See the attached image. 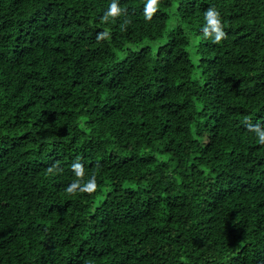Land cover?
Masks as SVG:
<instances>
[{
	"label": "trees",
	"instance_id": "1",
	"mask_svg": "<svg viewBox=\"0 0 264 264\" xmlns=\"http://www.w3.org/2000/svg\"><path fill=\"white\" fill-rule=\"evenodd\" d=\"M147 3L0 0V264H264V0Z\"/></svg>",
	"mask_w": 264,
	"mask_h": 264
},
{
	"label": "clouds",
	"instance_id": "2",
	"mask_svg": "<svg viewBox=\"0 0 264 264\" xmlns=\"http://www.w3.org/2000/svg\"><path fill=\"white\" fill-rule=\"evenodd\" d=\"M159 4V0H148L147 8L148 11H146V19L150 20L152 18V15L157 10V6ZM120 14V9L117 5V3L113 2L109 6L108 12L105 14L103 19L105 21L108 20L109 17H117ZM205 20L207 21L206 25L203 28V34L206 38H211L212 42L215 44H219L222 42V40L226 39V33L223 30V24L220 19V13L215 8H209L205 14ZM109 35L108 32H102L98 34L97 40H103L107 38ZM250 129L254 132H256L257 136L259 137V143L264 144V130H261L259 125H249ZM73 170L78 178H82L83 176V166L80 163L73 164ZM52 168H49L48 171L52 172ZM97 189V184L95 177H93L91 180H89L86 184L81 186L80 181L77 180L70 184L66 192L69 194H75L77 190H79L82 193H87L91 195L95 190Z\"/></svg>",
	"mask_w": 264,
	"mask_h": 264
}]
</instances>
